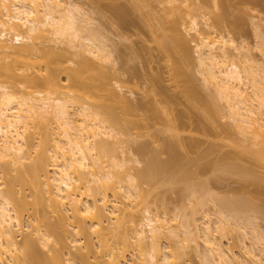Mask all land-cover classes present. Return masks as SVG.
<instances>
[{
	"label": "bare ground",
	"instance_id": "1",
	"mask_svg": "<svg viewBox=\"0 0 264 264\" xmlns=\"http://www.w3.org/2000/svg\"><path fill=\"white\" fill-rule=\"evenodd\" d=\"M140 1L112 2L106 6L115 18L112 24L116 27V33L120 39V41H115L116 43L113 42L109 45L108 40L111 38L108 39L99 27H94V19L86 9L84 10L74 0H0V58L9 55L12 57L11 62L0 63V163L6 164V167L0 170V178L1 173H8L7 167L20 170V166L24 165L26 160H30V162L28 161L30 163V166L28 165V173L42 186L43 193L54 210L62 209V207L67 212L69 210L72 219H78L79 223H90V228L93 229V233L97 236H104L103 218L110 220L107 227L109 233L122 232V217L125 214V210H121L111 204L112 200L109 199L108 192L111 190L112 194L117 196L120 190V193L124 191L128 198H134L139 195V186L136 184L137 181L135 183L136 176L139 175L138 177L143 179L146 177V172L135 174L134 170H132L134 167L127 164L129 160L132 161L131 158L123 157L117 159L110 155L109 146L111 145L103 137L105 135L111 136L115 129L102 116V113L95 108L92 109L91 103L85 99L91 98L96 100L98 104L104 105L106 112L111 117L119 113L127 116L126 125L129 127L135 126L136 128V126L138 127V125L142 124L149 126L157 116H160L159 112H157V107L159 106L152 103V99H150L151 101L148 100L152 92L154 102L157 99L156 96H160L159 101L161 100L162 102L166 101L168 97V93L162 88L158 81L160 79H157V77L150 78L148 85L146 82L141 84H145L144 87L139 86V82L138 85L136 84L141 88L148 86V89L146 88L147 91L145 92L144 90V94L142 93L143 95L146 94L145 96L147 97L149 92H151L147 97L148 99L142 95L141 97L144 100L139 98L134 102L125 93H121L123 89V84L121 83L132 81L135 75L133 73L136 69H131L132 66H130L131 64L129 65V61L132 60V53L137 50L134 45L126 43L125 40L130 39L132 35L131 28L136 25L129 16L132 10L139 7ZM175 1L183 4L187 2V0H162L160 1L161 4L168 5V7L166 6L167 8L163 9V13L159 15L154 12L147 13L149 18L157 20V24L163 30L168 31V33L162 35V47L166 51L178 55L180 59L177 71L185 75L183 63L191 58L193 48L189 39L183 33L182 27L189 33L191 31L195 33L197 40L195 45L197 66L204 77V82L212 85L216 94L225 100L231 118L247 142V148L249 150L251 148V152L254 155L252 162H264V66L253 64L248 51L245 50L243 45H237L235 39L230 35L218 34L210 23L207 22L205 25L212 30L211 33L205 29L201 30L197 17L191 16L182 7L173 5ZM215 1H217L216 4L222 10L214 14L215 23H218V26H229V29L235 31L236 34L243 30V19L239 16H232L229 11V7L232 6V0ZM96 4H94L97 6H94L96 9H102L101 0H96ZM186 17L189 20H186ZM256 24L259 31L258 34L262 38L260 39L261 42H259L263 46L264 34L260 27L263 28L264 21ZM11 35L13 37L12 40H16L15 43L17 45L7 42V37ZM215 35L217 36L215 37ZM47 37H52L54 41L57 40L60 43L63 42L67 47L59 46L62 49L61 51L60 48L57 49L59 51L51 50V48L50 50L44 48L42 50L39 48V44L41 42L43 44ZM111 45L114 46L110 48ZM39 50L42 52V56L39 61H36L35 59L37 58L33 56ZM71 50L80 56H78L80 59L76 60L78 64L72 68L71 66H66L67 58L66 61L64 59L65 53L71 52ZM64 51L66 52L64 53ZM87 53L99 59L100 65L95 66V60H92L93 57L90 60ZM81 57H83L82 60ZM235 58L244 63L242 69L244 75ZM88 60L90 61L89 63ZM40 64L41 66L42 64L45 65L46 70L44 73L40 71ZM89 64L90 66H88ZM116 64L117 67H115ZM52 69L60 70L58 72L64 70L63 72L67 73V87L73 91L70 88L73 86V94H70L65 88V90H62L66 85H61L60 78L58 79V72L56 73ZM88 71L90 75L84 74L85 72L88 73ZM248 90L252 92L251 95ZM186 92L193 97L200 96L196 86L187 87ZM169 98L168 100H170ZM173 101L174 99L171 102ZM209 104L210 106L208 107L211 108V103ZM209 111H212V109ZM179 114L181 116V113ZM184 115L181 117L183 118ZM182 118L179 117V119ZM42 123L52 132L50 134L46 132L45 139L36 144L33 139L41 134L40 125ZM52 124L53 126L56 124L55 128L58 131H53L55 128L51 127ZM46 139L53 141L52 144L54 143L50 148L45 143L48 142ZM119 141L114 142L117 143ZM28 145H33L32 148L35 150L33 151L36 153L35 159H32V150L25 149ZM49 152L52 154H49ZM172 153L171 155H174ZM147 168L152 169V171L156 170H153L151 165L146 167V171H149ZM247 171L253 170L247 167ZM19 176L23 180V174ZM257 181L255 180L254 182ZM0 185H3V182H0ZM98 189L103 191L101 193L102 196ZM133 189L134 191H132ZM97 194L101 196L98 200L99 204L94 200ZM218 199L216 202L220 205L219 208L222 207L225 212L227 211V216L229 217L227 218L232 222L231 224L227 219L228 223L246 233L245 227L239 226L236 222V219L239 218V213H244L246 210L243 207L241 208L245 209L244 211L240 209L242 204L247 203L245 202L246 200L235 198L232 201H223L221 197ZM21 202L23 204V201L15 196L13 187H8L7 191L0 188V264H25L23 262H26L24 261L26 257L29 258L28 253L32 257L37 254V251L35 252L31 247L33 246V241L30 238L24 242L25 248H27L24 251L25 255L20 257L16 253L18 243L14 227L21 229L19 212L23 207H21ZM114 202L117 203L116 200ZM247 204L245 205L246 207ZM250 211L247 213L245 211L244 214H247V219L252 220L251 214H248ZM145 212V221L140 224L141 229L136 230L135 234V246L140 249L148 245L150 249L148 254L141 258V264H176L173 259H175L174 256L177 254L173 255L169 250H162L161 244L165 239L167 240L169 235L176 237L177 240L179 239L178 236L180 234L177 233V230L180 232V229L178 223L175 222L180 217L175 215L177 218L174 217L170 220L159 219L149 208L145 209ZM210 216L207 219H210ZM65 217L69 218L66 215ZM218 219L217 221L219 222L220 220ZM173 220L174 223L172 222ZM209 221L211 220L203 221V236L199 235L198 229L192 228L191 223L187 220H183L181 223L185 229L182 231L188 235L186 238H191L190 241L193 239L196 245L199 244V241L196 240L203 237L202 244L206 247L204 250H208L207 252L206 250L204 251L208 254L204 253L203 259L205 261L206 257L207 263L214 264L216 262L213 257L216 253L219 259L226 260L228 264L238 263L239 257L236 256L237 254L232 253L230 249H224L221 246L222 244L214 240V234L212 235L214 229L212 230V224L210 225ZM78 222L74 223V225L77 223L74 228L79 229L78 231L84 230L88 232V228L82 227ZM170 222L174 225L170 224ZM193 223H197V221ZM217 224L225 234L226 230L224 231L222 223L219 222ZM193 227L198 228L196 225ZM253 227L258 237L257 240L263 239V232L256 225ZM36 231L40 236V240L48 242V234H40L38 228ZM104 241L106 242L105 239ZM180 242L182 243V240ZM198 246H196V249ZM243 247L246 254H250L257 264H264L252 248ZM30 250L35 253L32 254ZM114 251L111 249L109 252V261L106 264H122V261H125L120 259L121 254L113 253ZM38 255L35 257H38ZM73 260L75 259L69 256L67 259L64 258V263L78 264Z\"/></svg>",
	"mask_w": 264,
	"mask_h": 264
},
{
	"label": "rangeland",
	"instance_id": "2",
	"mask_svg": "<svg viewBox=\"0 0 264 264\" xmlns=\"http://www.w3.org/2000/svg\"><path fill=\"white\" fill-rule=\"evenodd\" d=\"M74 1L78 5H81L84 10L86 9L94 19V27H99L106 34L108 39L111 38L108 40L109 45L115 41H120L116 33V27L112 24L115 18L111 15L106 6L110 5L112 2L122 3L123 1L128 2V0H101L102 9L100 10L102 11L96 9V0ZM160 1L162 0H141L139 2L140 5H138L139 7L132 10L129 16L136 25L131 28L133 36L131 35L130 39L125 40V42L134 45V48L137 50L132 53V60L129 61V65L131 64L130 66H132L131 69L134 68L137 70V72L134 70L133 73V75L135 74L137 77L134 75L132 81L121 83L123 84L121 93H125L131 100L136 102L139 98L143 99L141 96L144 94V90L145 92L147 91L150 78L157 77V79H160L158 81L162 88L168 93L166 101H159L160 96H156L157 99L154 102L153 92H149V94L151 93L150 96L148 94L149 99L147 98L148 96H145L146 94L143 95L149 101L152 99L153 101L151 102L159 106L155 107L158 108L156 109L160 116H157L154 122H151L149 126L142 124L144 127H142V125H138L136 128L135 126L129 127L126 125L127 116L119 113L111 117L106 112L104 105L98 104L96 100L91 98L85 99L91 103L92 109L95 108L97 111L101 112L102 116L106 118L108 123L112 124L115 129L114 133H111V136L105 135L103 137L106 138L111 145L109 146L110 155L117 159L123 157L128 159L131 158L132 161L129 160L127 164L134 167L132 170H134L135 174L143 171V173L146 172V177L143 179L142 177H138L139 175L136 176L135 183L137 181L136 184L139 186V195L134 198H128L124 191L120 193V190L118 192L119 194L114 196L112 191L108 190L109 199L112 200L111 204L117 206L121 210H125V214H123L122 217V232L119 233L117 231L118 233H109L107 227L109 226L110 220L103 218L102 221L104 222H102V224L105 227L103 230L104 236H97L93 233V229L90 228V223H79L78 219H72L69 210L67 212L63 207L62 209L54 210L43 193L42 186L39 185L30 173H28L30 160H26L25 164L20 166V170L7 167L9 170L7 171L8 173H1L0 178V182H3L0 188L7 191L8 187H13L17 199L23 201V204L21 202V207H23L20 209L21 211H19L21 229L19 230L18 227H14L18 243L17 255L20 257L25 255L24 251H26L27 248H25L24 242L29 238L33 241V244L31 242L33 245L31 247L35 252L37 251L36 255L39 253L38 257H35V255L33 256L34 258L28 253L29 258L26 257L27 259L25 258L24 260L26 262L23 263L65 264L64 258L67 259L70 256V258L72 257V259H75L73 261L78 264H106L107 261H109V252L113 249L115 250L113 253L121 254L120 259L125 260L124 262L122 261V264H141V258L146 256L150 249L148 245L138 249L135 246V234L136 230L141 229L140 224L145 221V209L147 208L157 215L159 219L170 220L176 216L180 217L178 221L175 222L178 223L180 229V232L177 230V233L180 234H178L179 236L177 235L179 239L177 240L176 237L174 238V236L169 235L167 240L165 239V242L163 241L161 244L162 250H169L173 255L177 254L174 256L175 259H173L176 264L207 263L206 257L205 261L203 259V256L208 254L206 253L208 251L207 249H205L206 252H204V248L206 247L202 244L203 237L197 240L195 239L199 241V246L195 244L193 239L190 241L191 238H186L188 235L182 231L185 230L181 225L183 220L189 221L191 227L196 230L198 229L197 232L201 236H203L204 232L203 221L211 220L209 223L210 225L212 224V230L214 229V232L212 231L214 240L222 244L221 246L224 249H230L232 253L234 252L235 255L237 254L236 256L239 257L240 260L237 258L239 262L237 261L238 263L236 264H257L250 254H246L243 246H247L248 249L252 248L254 253H256L259 259L264 263V237L263 239L257 240L258 237L253 227L256 225L264 235V162H252L254 155L251 152V148L250 150L247 148V142L244 140V136L240 134L236 127V123L231 118L225 100L216 94L212 85L204 82V77L197 66V54L195 53V45L197 42L196 35L193 31L190 33L187 32L184 27H182L183 33L189 39L190 45L193 48V53L191 58L185 60V63H183L185 75L177 71L180 58L178 55L166 51L161 44L162 35L168 33V31L163 30V28L157 24V20L149 18L147 14L148 12H154L157 13V15L163 13V9L167 8L168 5L161 4ZM216 3L217 1L215 0H187L185 4L175 1L173 5H178L185 9L187 13H190L191 16H196L200 23L201 30L205 29L209 33L212 32V30L208 29L205 25V23L208 22L218 34L230 35L235 39L237 45H243L245 50L248 51L253 64H261L264 66V44L262 46V43H260V39L262 38H260L261 36L258 34L259 31L257 30L258 27L256 24L260 21H264V0H232V6L229 7L231 15L235 17L239 16L243 19V30L237 34L232 29L230 30L229 26H218L219 24L215 23L214 14L222 11ZM186 20H189V18L186 17ZM260 29L263 30L264 34V26L263 28L260 27ZM216 36L217 35H215V37ZM12 38V35L8 36L7 42L17 45V43H15L16 40H12ZM51 40H53L52 37H47L46 41H43L44 45L42 42L39 44V48L42 50L43 48L49 50L51 48V50L55 49L59 51L57 50L60 48L59 46H64L63 48H65V46L67 47L63 42H61V44L57 40L55 41L59 43ZM113 46L114 45H111L110 48ZM61 50L60 48V51ZM65 52L66 51H64V53ZM72 52L71 50V52L65 53L66 57L64 56L65 61L67 58L66 62L68 65L66 63V66H71V68L78 64L76 60L80 59L79 55ZM41 54L42 52L39 50L38 53L33 56L37 58L35 59L36 61L40 60ZM87 56L90 60L93 57L88 53ZM82 58L83 57H81V60ZM93 59L95 60V66L100 65L101 62L99 59L94 57L92 60ZM235 60L242 70L244 63L241 60H237V58H235ZM11 61L12 57L10 55L0 58V63H9ZM89 62L88 60V63ZM91 63L93 62L91 61ZM90 64L88 66H90ZM115 67H117V64ZM39 68H41L40 71L42 73L46 70L44 64ZM52 70L56 73L60 71H56L57 69ZM63 71L64 70L58 72V79L60 78L61 85H66L62 90L66 89L70 94H73V86L70 87L69 84V87L73 91L69 90L67 87V73ZM88 73L85 72L84 74L90 75V73ZM242 73L244 75L243 70ZM86 79L88 80V78ZM144 82L147 83V89L141 88L145 86V84L141 85ZM136 84H139V86L141 85V87ZM189 86H196L200 96L193 97L188 95L186 88ZM251 93L250 91V95ZM168 98L170 100H168ZM173 99L175 104L171 102ZM170 103L172 106H170ZM207 103H211V108L208 107L210 104L208 105ZM210 109H212V111H209ZM179 113H181V116L184 115V113L187 115L185 114L182 118ZM179 117L182 119H179ZM201 123L202 125H200ZM55 126L56 124L54 126L52 124L51 127L55 128ZM45 127L43 123L40 125L41 134L34 137L36 140L33 139L36 144L45 139L46 132H48V134L52 132V130L49 128L47 129V127L46 130ZM55 130L56 128L53 129L54 132L58 131ZM46 140H48V142L45 143L47 147L50 148L54 143L52 144L53 141L49 139ZM117 140L120 141L117 143L114 142ZM32 146L33 145H28L25 149L32 150V159H35L36 153ZM168 146L170 149H168ZM171 153L174 155H171ZM49 154L52 153L49 152ZM173 162L175 163L172 164ZM148 165H151V168L153 167V170H156L152 171V169L150 170L147 168L149 171H146ZM168 165L172 168L170 166L169 168ZM5 167L6 164L3 162L0 163V170ZM247 167H250L253 171L248 172ZM20 172L23 174V180L19 176L21 175L19 174ZM255 180L258 181L254 182ZM132 191H134V189ZM99 192L101 194L103 191L99 190ZM98 194L94 197V200L99 204L98 200L102 194L101 196ZM210 196H212L213 199L212 197L210 199ZM216 197H221L223 201H232L235 200V198L246 200L245 202L248 203H246L247 207L245 206L246 204H242L245 207L241 205L240 209L242 211L246 209V213L251 210L248 214H251V218L253 219H247V214H244L245 211L244 213L240 212L239 218L237 217L238 219H236L239 226L245 227L246 233L238 227H233V225H231L232 222L228 219L227 211L225 212L222 207L219 208L220 205L216 202L218 199ZM114 200H116L117 203H115ZM90 202L92 203V201ZM241 207L245 209L243 210ZM65 215L71 218L69 217V219L65 217ZM209 216L210 219H207ZM217 219L222 223L224 231L226 230L225 234L220 230ZM227 219L231 224L228 223ZM192 221H197V223H193ZM75 222L81 224L82 227L88 228V232L84 230L78 231L79 229L74 228L77 226V223L74 225ZM172 222L174 223V220ZM172 222H170V224ZM195 225L198 226V228L193 227ZM37 228L40 230V234H48V242L40 240V236L36 231ZM221 233H223L224 236H222L223 234ZM104 242L108 244L106 245ZM196 246L199 248L197 247L196 249ZM110 247L112 248L110 249ZM31 252L32 254L35 253L33 251ZM213 257L216 261L213 260L215 262L214 264H228L226 260L219 259L217 253L214 254ZM241 261L242 263H240Z\"/></svg>",
	"mask_w": 264,
	"mask_h": 264
}]
</instances>
